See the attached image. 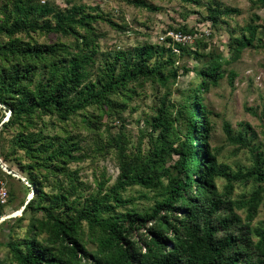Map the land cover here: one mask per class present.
I'll return each instance as SVG.
<instances>
[{"label":"trees","instance_id":"trees-1","mask_svg":"<svg viewBox=\"0 0 264 264\" xmlns=\"http://www.w3.org/2000/svg\"><path fill=\"white\" fill-rule=\"evenodd\" d=\"M114 1L161 10L148 0ZM179 1L205 6L208 34L170 25L173 34L161 44L113 50L101 47L99 25L125 32L122 11L117 21L82 1L0 4V181L7 180L6 204L24 206L0 222V264H264V220L252 224L264 203L257 132L225 122L226 140L248 164L218 159L214 112L205 102L219 79L234 76L223 63L245 48L264 51V23H254L253 13L238 29L228 27L227 57L213 31L238 10L216 0ZM249 2L264 10V0ZM177 34L197 36L187 44ZM188 71L195 80L179 88ZM147 87L154 100L136 119L133 139L124 113L138 109ZM108 157L118 169L111 183L104 169L93 184L82 178L80 163ZM248 183L249 194L233 195Z\"/></svg>","mask_w":264,"mask_h":264},{"label":"rangeland","instance_id":"rangeland-1","mask_svg":"<svg viewBox=\"0 0 264 264\" xmlns=\"http://www.w3.org/2000/svg\"><path fill=\"white\" fill-rule=\"evenodd\" d=\"M54 5H66L67 0H51ZM82 1L88 4H98L103 10H110L113 13V19L118 21L120 11L123 12L128 22L129 29L125 32L116 31L109 28L105 24L99 25L100 31L105 35L100 39V45L105 50H113L115 48L131 47L139 42L146 40L153 43H163L164 36L169 32L172 35L171 28L169 26L178 27L180 25H187L188 28H195L198 33H209V24L202 20V17L206 14L205 6L184 5L179 0H148L153 6L161 7V10L147 11L141 7H134L126 4H119L114 0H75ZM207 1V0H203ZM221 2L225 6L236 8L237 12H231L226 17V21L229 26H221L219 30L213 31V41L218 44L221 49L224 50V55L230 57V52L225 45L229 36L228 27H241L245 22L251 21L254 18V14L259 16V19L254 18V23H264V10L254 9L249 0H216ZM3 0H0V4ZM256 19V20H255ZM120 20V19H119ZM145 22L147 27L141 25ZM167 32V33H166ZM175 36V35H174ZM194 36L186 35L182 39L187 44H192ZM186 56L182 60H186ZM179 60L178 62H181ZM183 62V61H182ZM192 59H188V65L191 66ZM224 68L232 70L234 72L233 78H229L224 75L216 85L212 86L209 91L205 92V102L213 110L212 118L214 121V129L212 131L211 145L218 148V159L228 161L233 165L236 163L248 164L246 160V154L236 150L238 144L228 142L225 138L223 131V124L226 122L232 129H241L242 124H250L252 130L257 132L256 137L252 143L258 145L264 152V136L260 129L264 124V51L252 50L245 48L242 50L239 56L235 59H231L230 62L222 64ZM195 80L194 72L188 71L186 74H181L178 79L179 88L185 89L190 82ZM149 86V85H147ZM147 93L143 96V103L140 102V106L135 111H125V116L129 119L130 123H127V128L132 131L133 139L136 135L139 124L136 119L143 113L150 112L149 105L154 100L150 87L146 88ZM178 95H172L171 98L176 100ZM194 108V106H193ZM7 118V116L5 117ZM4 118V119H5ZM10 137V133H7L6 140ZM248 155V154H247ZM248 157V156H247ZM0 161L1 158H0ZM3 163V162H2ZM11 165V172L18 177L23 176V173L17 168L15 163H9ZM83 166L81 176L84 180L93 184L94 176H98L104 169L106 175L110 176V183L114 180L118 169L112 158L100 159L95 163H90L88 160L80 163ZM75 166V165H73ZM236 168V167H234ZM3 181H7L2 179ZM16 181V180H15ZM222 180H218V185L221 186ZM6 185V184H5ZM252 191V184L236 185L233 191L234 196L239 194H249ZM32 190L26 199L28 200L32 196ZM7 200V199H6ZM4 201V212L10 214L18 211V199L16 205H8ZM145 200H138V203H145ZM21 209V208H20ZM239 212V211H238ZM243 217V214L239 212ZM264 220V203L260 205L259 212L253 220V225H257L258 222ZM6 232H1V235H5Z\"/></svg>","mask_w":264,"mask_h":264},{"label":"built area","instance_id":"built-area-1","mask_svg":"<svg viewBox=\"0 0 264 264\" xmlns=\"http://www.w3.org/2000/svg\"><path fill=\"white\" fill-rule=\"evenodd\" d=\"M175 38L177 40H182L184 36H180V34H177ZM6 197H7V191H6L5 185L3 181H0V203H4V201L6 200Z\"/></svg>","mask_w":264,"mask_h":264},{"label":"water","instance_id":"water-1","mask_svg":"<svg viewBox=\"0 0 264 264\" xmlns=\"http://www.w3.org/2000/svg\"><path fill=\"white\" fill-rule=\"evenodd\" d=\"M7 116H9V113L7 114ZM1 166H2L4 169H6L7 171L11 172V170L8 169L7 166H6L5 164L1 163ZM12 173H13V172H12ZM23 207H24V206H22L21 209H19L18 211L14 212V213H10V214H4V215H2V216L0 217V222H1L2 220L6 219V218L16 216L17 214H19V213L22 211Z\"/></svg>","mask_w":264,"mask_h":264}]
</instances>
